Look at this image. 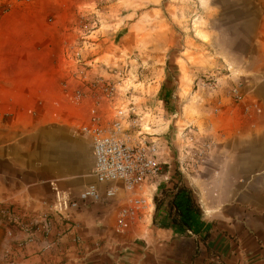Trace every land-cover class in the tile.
Masks as SVG:
<instances>
[{"label": "crops", "instance_id": "0c3cea01", "mask_svg": "<svg viewBox=\"0 0 264 264\" xmlns=\"http://www.w3.org/2000/svg\"><path fill=\"white\" fill-rule=\"evenodd\" d=\"M0 3L7 6L0 13V209L33 218L50 213L55 191L76 198L95 182L91 139L81 127L94 109L99 125L108 128L122 101L92 91L78 72L83 67L90 80L111 76L103 45L107 23L102 20L95 30L78 33L76 0ZM260 9L246 30L258 37L264 68ZM78 51L81 60L75 57ZM77 91L83 96L75 98ZM188 110L185 117L194 118L195 111ZM261 117L264 123V105ZM209 124L199 135L216 139L225 152L220 154V146L211 150L206 163L185 178L203 213L201 237L177 236L153 225V197L168 173L134 194L118 186L112 198L81 204L67 221L57 218L59 239L48 250L42 251L40 232L32 245L19 248V237L8 238L0 220V264H264V173L255 171L264 158L237 153L243 150L247 156L250 149H262V140L250 144L241 138L251 133L252 124L237 130L216 117ZM134 196L143 197V207L120 229L118 212Z\"/></svg>", "mask_w": 264, "mask_h": 264}, {"label": "rangeland", "instance_id": "374dc122", "mask_svg": "<svg viewBox=\"0 0 264 264\" xmlns=\"http://www.w3.org/2000/svg\"><path fill=\"white\" fill-rule=\"evenodd\" d=\"M76 1L78 33L95 30L102 20L108 24L103 45L111 76L93 78L111 83L115 92L108 99L122 101L111 121L121 110L127 134L154 143L168 173L179 172L187 186L186 174L197 172L211 150L220 146V154L225 152L216 139L199 135L215 117L237 130L252 124L251 133L241 138L250 144L262 140V149H250L247 156L241 150L238 156L264 158V68L258 37L246 30L252 14L262 11L258 0ZM6 7L0 3V13ZM76 46L84 50L83 44ZM163 84L172 89L170 112L157 98ZM186 108L195 111L194 118L185 117ZM255 171L264 173V164Z\"/></svg>", "mask_w": 264, "mask_h": 264}, {"label": "built area", "instance_id": "2783aa9c", "mask_svg": "<svg viewBox=\"0 0 264 264\" xmlns=\"http://www.w3.org/2000/svg\"><path fill=\"white\" fill-rule=\"evenodd\" d=\"M258 2L264 9V0ZM75 57L80 60L79 52H76ZM78 72L81 80L86 82L92 91H100L107 98L114 94L115 87L111 83L100 77L89 80L83 67ZM81 96V91L75 93V98ZM123 115V112L118 110L111 125L103 128L99 125L93 109L88 124L81 127L82 133L91 139L94 157L92 174L95 182L87 184L76 198L55 191L54 200L49 207L50 213L33 218L11 209H0V220L5 226L6 236L19 237V248L32 245L35 233L40 232L45 240L42 251L48 250L59 239V233L54 232L57 218L67 221L69 212L79 208L81 204L98 203L112 198L118 186L125 192L134 194L137 188L153 182L161 175L163 164L157 158L156 145L131 139L123 127ZM130 201V205L118 212L120 229L125 228L128 220L135 218L137 211L143 207V197L134 196Z\"/></svg>", "mask_w": 264, "mask_h": 264}, {"label": "trees", "instance_id": "16d2710c", "mask_svg": "<svg viewBox=\"0 0 264 264\" xmlns=\"http://www.w3.org/2000/svg\"><path fill=\"white\" fill-rule=\"evenodd\" d=\"M157 98L163 102L167 112L172 110V89L163 84ZM166 174L168 169L163 165L161 175ZM153 204V225L169 229L177 236H202L205 225L203 213L193 191L183 183L179 172L170 173L166 181L158 184ZM203 237L207 238V234Z\"/></svg>", "mask_w": 264, "mask_h": 264}, {"label": "bare ground", "instance_id": "6f19581e", "mask_svg": "<svg viewBox=\"0 0 264 264\" xmlns=\"http://www.w3.org/2000/svg\"><path fill=\"white\" fill-rule=\"evenodd\" d=\"M143 131H144V133H146V134H151V129H149V128L146 127V126H144Z\"/></svg>", "mask_w": 264, "mask_h": 264}]
</instances>
